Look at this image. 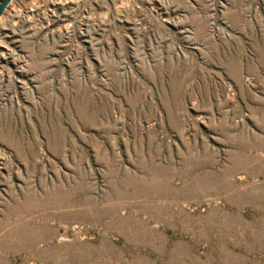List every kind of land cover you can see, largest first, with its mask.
<instances>
[{"label":"rangeland","instance_id":"rangeland-1","mask_svg":"<svg viewBox=\"0 0 264 264\" xmlns=\"http://www.w3.org/2000/svg\"><path fill=\"white\" fill-rule=\"evenodd\" d=\"M0 264H264V0L12 1Z\"/></svg>","mask_w":264,"mask_h":264},{"label":"water","instance_id":"water-1","mask_svg":"<svg viewBox=\"0 0 264 264\" xmlns=\"http://www.w3.org/2000/svg\"><path fill=\"white\" fill-rule=\"evenodd\" d=\"M12 1L14 0H0V18Z\"/></svg>","mask_w":264,"mask_h":264}]
</instances>
